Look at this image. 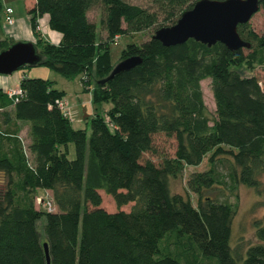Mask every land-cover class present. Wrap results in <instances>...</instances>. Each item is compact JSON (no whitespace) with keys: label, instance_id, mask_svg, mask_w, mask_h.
<instances>
[{"label":"trees","instance_id":"1","mask_svg":"<svg viewBox=\"0 0 264 264\" xmlns=\"http://www.w3.org/2000/svg\"><path fill=\"white\" fill-rule=\"evenodd\" d=\"M31 1L26 13L42 59L38 66L63 78L84 76L85 88L93 71L99 79L90 89L91 104L109 108L106 120L90 118L86 138L56 107L64 93L52 81L20 79L16 101L0 91V174L7 179L0 193V264H46L42 244L49 264H264V220L254 226V244L243 251L231 247L233 207L204 195L218 183L213 168L189 175L194 206L169 189L184 167L209 155L210 166L217 158L229 161L234 183L257 190L264 173V87L237 68L264 66V36L248 23L237 25L248 48L235 51L191 39L165 47L152 38L198 0H150L148 7L124 0ZM258 1L264 9V0ZM93 9L101 11L104 40L88 19ZM42 16L60 36L56 45L42 40ZM149 27L154 31L147 40L120 53L139 63L104 81L112 69L108 45ZM10 43L0 40V50ZM203 80L209 81L212 118L202 104ZM21 124L25 143L17 138ZM156 135L173 139L171 155L157 156ZM38 190L49 192L52 211L44 204L35 209ZM100 192L116 208L132 206L106 212Z\"/></svg>","mask_w":264,"mask_h":264},{"label":"rangeland","instance_id":"2","mask_svg":"<svg viewBox=\"0 0 264 264\" xmlns=\"http://www.w3.org/2000/svg\"><path fill=\"white\" fill-rule=\"evenodd\" d=\"M125 2L137 5L140 7H148L150 4V0H124ZM7 3L12 8H15L17 12L24 11V7L28 5L27 0H0V4L3 5ZM12 11V10H11ZM88 19L96 25L97 38L104 40L105 33L99 23L101 19V11L100 9H93L88 12ZM5 16H3L2 25L12 26L13 20L11 24H6L4 21ZM12 19V17H11ZM4 23V24H3ZM43 21L41 24L43 25ZM249 28L258 36H264V9L259 7L258 11L252 15L248 22ZM30 28V27H29ZM4 29V28H2ZM153 29L151 27L143 30L139 34L134 35H121L116 39H113L112 43L108 45L109 52V61L112 68L123 59L120 58L121 51L129 44H140L147 40L152 34ZM31 32V30H30ZM1 34V32H0ZM32 34V32H31ZM33 37V34H32ZM34 38V37H33ZM244 54L246 51H243ZM237 71L242 76H254L258 79L259 83L262 87H264V66H255L253 70L250 72L243 69V67L237 68ZM1 78H6L10 84L14 87L16 82L15 78H39L43 80L52 81L53 85L56 89L62 91L64 93L62 101L66 105V113L70 121V126L74 130H83L86 138H88L90 134L89 129V121L90 118L94 116V114H100V117L103 120L107 119V114H105V110L109 108L108 104H103L102 106H98V108L91 104V90L94 86L96 80L99 79L97 75L91 71V74L88 76V83L86 84V88L84 86V82L81 80L84 76H75L72 78H63L57 73L50 71L42 66L36 67H24L15 72H13L10 76H0ZM202 104L205 108L207 115L210 118L213 117L214 113V104L213 99L209 90V81L203 80L199 83ZM11 86V85H9ZM5 86H2L1 89H4ZM7 90V89H6ZM19 132L17 133V138L21 140V142L25 143L26 141V127L25 125H19ZM153 147L157 151L158 155H171L175 143L173 139L165 138L162 135H156L153 137ZM68 160H72L74 158V149L72 144L68 145ZM157 156L153 157L148 154H144V159H149L154 163L158 162ZM209 155H206L202 160L201 164L196 167H184L181 174L175 178L170 179L169 189L171 193H178L184 197H187L192 205L196 204V196L187 191L186 189V181L190 174L193 172H204L208 170L210 167L215 171L217 184L213 187V189L209 191H204V195H207L211 198H216L220 202H226L231 205L234 209V215L231 222V235H230V245L231 247L237 248L240 251H243L248 246L255 243L254 239V226L256 223H261L264 220V173L259 175V186L257 190L247 188L241 184L234 183L231 171H230V163L229 161L223 158H217L215 164L210 166L208 163ZM5 182L7 179L4 175L0 174V193H2L5 189ZM101 204L100 207L106 212L112 213L117 210L128 212L131 208L132 204H127L120 208H116L114 206L113 201L110 197L104 195L100 192ZM45 200V201H44ZM49 202L50 211L54 209L51 201L49 192H38L35 194V200L33 202L35 209H41L40 206L42 204ZM41 204V205H40ZM47 210V208H46ZM42 226L43 219H40L36 228L40 237L42 236ZM202 264H209L208 261Z\"/></svg>","mask_w":264,"mask_h":264},{"label":"water","instance_id":"3","mask_svg":"<svg viewBox=\"0 0 264 264\" xmlns=\"http://www.w3.org/2000/svg\"><path fill=\"white\" fill-rule=\"evenodd\" d=\"M259 9L258 0H198L169 27L157 29L152 38L163 46H175L191 39L210 47L216 43L229 51L248 48L236 32L237 25L249 22ZM41 55L31 42L14 41L0 50V76H10L24 67H36ZM139 63L136 57L117 63L104 81L127 71ZM46 264H49L46 244H42Z\"/></svg>","mask_w":264,"mask_h":264},{"label":"crops","instance_id":"4","mask_svg":"<svg viewBox=\"0 0 264 264\" xmlns=\"http://www.w3.org/2000/svg\"><path fill=\"white\" fill-rule=\"evenodd\" d=\"M28 5L24 7V11L17 12L15 8H12L7 3L4 2L3 5L0 4V40L5 39L6 41L14 42V41H22V42H31L34 43V38L30 32L29 28V18L30 16L26 13L33 5V1L27 0ZM4 8H10L12 10V26L2 25L3 16H4ZM2 21V22H1ZM44 22L43 25L41 22ZM39 33L42 37V40L48 41L49 43L56 45L60 39V36L55 32L51 31L47 26V17L42 16L38 19ZM4 28V29H2ZM16 82L13 87L12 84L7 81L6 78L0 77V89L2 86H5V90L16 89L18 85L19 78H15ZM11 85V86H9ZM55 88V86H53ZM56 89V88H55ZM58 90V89H56ZM60 91V90H59Z\"/></svg>","mask_w":264,"mask_h":264},{"label":"built area","instance_id":"5","mask_svg":"<svg viewBox=\"0 0 264 264\" xmlns=\"http://www.w3.org/2000/svg\"><path fill=\"white\" fill-rule=\"evenodd\" d=\"M11 14H12V11H11L10 8H4V16H5V19H4L5 21L4 22L6 24H11L12 23ZM38 31H39V26H38ZM116 38L117 37H115L114 39H116ZM0 91L3 94H5L8 98L13 97L15 99V101L21 95V91L18 88L11 89V90L0 89ZM55 105L63 113L64 116H67L66 105H65V103L63 101L57 100L55 102ZM49 205H50L49 202L45 203L47 211H50V206Z\"/></svg>","mask_w":264,"mask_h":264}]
</instances>
